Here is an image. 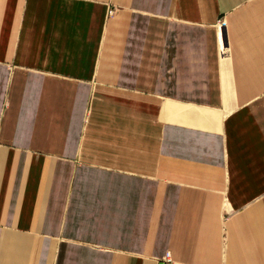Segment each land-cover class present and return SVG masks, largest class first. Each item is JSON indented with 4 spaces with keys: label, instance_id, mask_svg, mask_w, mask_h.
<instances>
[{
    "label": "crops",
    "instance_id": "0c3cea01",
    "mask_svg": "<svg viewBox=\"0 0 264 264\" xmlns=\"http://www.w3.org/2000/svg\"><path fill=\"white\" fill-rule=\"evenodd\" d=\"M167 252L264 264V0H0V264Z\"/></svg>",
    "mask_w": 264,
    "mask_h": 264
},
{
    "label": "built area",
    "instance_id": "2783aa9c",
    "mask_svg": "<svg viewBox=\"0 0 264 264\" xmlns=\"http://www.w3.org/2000/svg\"><path fill=\"white\" fill-rule=\"evenodd\" d=\"M108 14H113V10L112 9H110L109 11H108ZM164 264H173V261H172V259H171V257H170V254H169V252H167L166 254H165V256H164Z\"/></svg>",
    "mask_w": 264,
    "mask_h": 264
}]
</instances>
